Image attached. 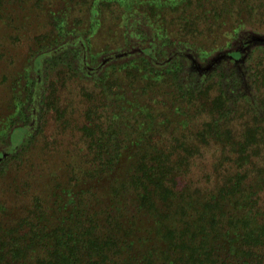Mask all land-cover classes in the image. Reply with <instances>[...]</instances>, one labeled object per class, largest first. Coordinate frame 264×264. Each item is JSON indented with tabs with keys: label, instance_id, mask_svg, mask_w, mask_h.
I'll use <instances>...</instances> for the list:
<instances>
[{
	"label": "trees",
	"instance_id": "1",
	"mask_svg": "<svg viewBox=\"0 0 264 264\" xmlns=\"http://www.w3.org/2000/svg\"><path fill=\"white\" fill-rule=\"evenodd\" d=\"M65 1V8L70 3L76 8L82 1L85 5V0ZM86 1L90 26L82 39L91 56L90 60L87 55L88 60L96 58L89 42L99 24L98 30L101 27L105 5L118 6L116 21L125 35L130 31L129 21L137 24L134 31L141 34L137 42L125 46L112 41L106 29L102 32L106 42L99 52L105 53L100 58L120 56L105 63L87 62L89 68H101L93 78L102 93L95 108L102 105L107 114L90 120L93 108L87 112L83 134L89 153L100 162L86 167L84 175L94 181L107 178L110 183L100 187L101 197H94V207L84 200L86 210L78 206L85 196L81 182L71 183L63 198L59 196L61 202L57 200L62 212L56 213L60 217L54 220L50 218L54 216L49 212L53 206L50 199L41 195H36L34 210L32 199L11 218L0 216V264H264V178L254 189L249 173L242 169L247 159L252 160V154H245L248 145L257 143V151L264 146V62L259 71L252 60L248 87L255 91L254 105L246 92L233 93L258 123L256 127L250 126V121L243 123L245 129L238 132L241 139L237 142L234 130L225 126L243 114L237 115L230 107L222 80L209 81L223 69L220 61H215L218 55L240 59L231 38L242 27V7L251 13L256 5L249 0ZM235 10L239 18L230 32L226 18ZM53 14L51 11L49 16ZM64 21L63 17L56 20L58 35L35 39L34 64L38 69L49 47L72 40L64 41ZM76 28H66L68 35ZM253 35L261 37L258 32ZM112 43L115 49L106 52ZM194 49L202 53L198 62L209 68L198 76L191 57ZM247 54L241 58L245 64L251 57ZM222 69L218 74L224 78ZM75 70L69 61L53 71L64 79L67 74L76 75ZM22 75L25 85L16 83L8 104L11 140L18 128L26 135L24 128L32 115L36 80L24 72L16 81ZM161 97L167 99L164 104L169 114L155 112L153 102ZM44 99L47 108L55 106L48 94ZM199 116L205 120L197 124ZM193 121L199 126L194 127ZM21 142L13 144L14 149ZM216 143L223 144L226 154L233 146L237 148L236 156L229 159L233 168L213 191L192 190L183 181L191 161ZM4 156L0 153V158ZM103 170L107 173L101 176ZM71 180L78 181L79 176Z\"/></svg>",
	"mask_w": 264,
	"mask_h": 264
},
{
	"label": "rangeland",
	"instance_id": "2",
	"mask_svg": "<svg viewBox=\"0 0 264 264\" xmlns=\"http://www.w3.org/2000/svg\"><path fill=\"white\" fill-rule=\"evenodd\" d=\"M36 1L3 0L0 2V153L4 152L5 154L3 158H0V216L4 220L20 212L32 199L30 205L34 210L35 205H37L36 195L50 199V205L53 206L52 209L49 206V212L51 210L54 214V216H50L52 220L60 217L56 214L59 211L62 212L57 200L60 199L61 202L64 189L72 186L71 183L81 182V186L85 190V196L81 197V201H78V206L86 210L87 206L84 207L86 204L84 200H87L89 205L94 207L92 204L95 202L94 197H101L102 190L100 187L108 186L110 182L107 178L94 181V177L84 175L86 167L96 166L97 161L100 162V160H95L96 155L89 153V144L83 134L82 126L88 122L86 115L90 108H93L91 109L93 113L90 120H100L99 118L107 113L102 105L98 109L95 108L99 103L97 98L102 93L100 94V88L94 83L93 78L101 68L98 66L96 69L89 68L87 62L95 64L97 61L99 64L102 61L105 63L113 57L120 56L116 54L103 59L100 58L105 53L100 54L99 52H101L103 43L106 42L103 41L102 35L106 29L109 31L112 41H119V45L125 43L129 45L130 42L135 43L139 37L141 38V34L137 33L138 29L134 31L137 24L129 20L125 22L128 23L129 21L130 31L125 35L116 21L119 14L118 6L112 4L108 7L105 5L100 18L102 20L101 27L98 30L99 24L90 37V51L96 56L93 61H90L89 50L86 49L85 41L82 39L85 38L90 26L87 1L85 0L86 9L82 8L85 6L84 1L78 4L76 8L72 3L65 8V0H42L41 4H37ZM171 1L169 0V3ZM249 1L256 5L255 11L249 13L242 7V17H240L243 21L242 27L236 33V37H230L234 40V51L239 53L240 59L235 60L228 57V54L218 55L215 61H220L219 65L223 67L220 69L223 70L224 78L218 74L220 73L219 69L217 70L218 73L209 79V81L214 82L213 84L217 80L224 82V87L227 88L230 102H232L230 107L234 112L236 111L237 115L243 114L241 119L233 120L232 123L225 126L234 130L235 142L241 139L238 132L245 129L243 123L250 121V126H258V123L253 120L254 117L242 106V100H236L237 93L244 91L253 104L256 96L255 91L248 87L249 84L251 86L249 74L251 75L252 71V60L255 62L253 66L256 65L259 71L263 68L262 63L264 62V0ZM51 11L54 14L49 16ZM237 15H239L237 10L228 13L226 20L230 23V32L235 30L234 26L237 18H239ZM61 17L65 19L63 23L64 33H66L64 41L72 40L55 48L49 47L42 58L40 69H38V66L36 67L34 64L36 62L34 57L35 39L41 40L52 38L51 35H58L55 24L57 25L56 20ZM73 26H77L76 30L68 35L66 28L71 30ZM254 32L261 33V37L256 38L253 35ZM131 33L133 35L137 33V35L130 36ZM76 36L80 37L75 39ZM225 41L217 40L218 43ZM40 44L47 45L45 42H40ZM40 44L37 45L38 48ZM113 45L112 43L109 48L106 47L107 51H105H111V48L113 51L115 49ZM249 52L251 57L245 64L241 58ZM87 55L90 60H88ZM191 55L192 58H195L193 61L196 62V65L193 69L197 76L209 70L207 64L198 62L202 55L200 51L194 49ZM69 61L75 65L76 75L67 74L63 79V76L53 70L56 66L61 67ZM24 72L31 75L34 81L36 80L33 102L30 105L32 115L27 128H24L28 131L26 135L21 128H18L12 134L11 140L9 136L11 135L10 127L7 126V117L10 114L8 113V104L14 96L13 90L16 83L25 85V79H22L24 75L16 81ZM18 86L20 87V84ZM47 94L49 100L55 101V106L50 109L45 105L44 96ZM161 98L158 102H153L155 112L157 115L169 114V108L166 106L167 99ZM260 110L257 108L259 113ZM203 120H205V116H199L196 123L200 124ZM191 124L194 127L199 126L194 121ZM19 142L24 146L20 145L17 146L18 148L16 147L17 150L14 149L12 145ZM233 147L228 149L230 154L223 152V144L221 143L211 144L202 149L200 154L194 156L191 161L183 181L191 186L192 190H198V187L207 192L216 189L223 177L233 168L230 163L231 160H229L236 156L233 153L236 152L237 148ZM257 148V143L248 145L245 154H252V160L247 159V164L242 168L249 173L254 189L264 178V146L262 145V149L258 151ZM106 171L100 172L102 173L101 176ZM261 172L262 174H260ZM75 175L79 176L78 181L71 180ZM48 190H50V196L46 197ZM262 194L264 199V193ZM57 206L58 209H55ZM95 207L96 209L99 208L97 205Z\"/></svg>",
	"mask_w": 264,
	"mask_h": 264
}]
</instances>
